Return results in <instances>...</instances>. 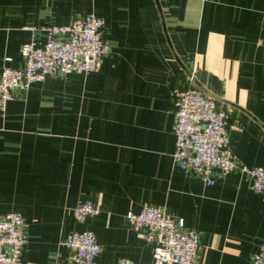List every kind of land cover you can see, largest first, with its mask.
I'll list each match as a JSON object with an SVG mask.
<instances>
[{"label":"crops","instance_id":"0c3cea01","mask_svg":"<svg viewBox=\"0 0 264 264\" xmlns=\"http://www.w3.org/2000/svg\"><path fill=\"white\" fill-rule=\"evenodd\" d=\"M87 13L106 20L99 69L16 88L0 114V214L24 215L22 258L77 264L64 240L91 229L97 264H155L154 244L126 216L154 204L199 233L195 264H254L264 241V194L250 173L264 166V0H0V71L24 65L22 44L44 40L41 27ZM189 85L230 111L237 167L214 169L213 183L173 156L171 89ZM82 201L100 212L77 220Z\"/></svg>","mask_w":264,"mask_h":264},{"label":"built area","instance_id":"2783aa9c","mask_svg":"<svg viewBox=\"0 0 264 264\" xmlns=\"http://www.w3.org/2000/svg\"><path fill=\"white\" fill-rule=\"evenodd\" d=\"M106 20L87 13L69 23H50L41 27L46 38H32L22 44L24 65H6L0 71V114L7 109L16 88L27 89L32 82L50 75L85 72L99 69L110 44L103 38ZM34 28V27H32ZM12 57H6L11 60ZM174 104L173 129L176 134L174 160L181 167H190L213 183V171L227 173L237 167L236 155L230 144V111L215 97L197 85L175 86L171 89ZM252 187L264 194V166L250 169ZM92 201L74 207L77 220L100 212ZM132 227L154 244L155 264H195L200 249L199 233L188 229L183 217L176 218L163 207L148 204L139 211L126 214ZM29 235L24 215L10 210L0 214V264H30L22 258ZM74 249L77 264H97L102 244L91 229H74L64 240ZM254 264H264V241L253 255ZM113 264H136L121 259Z\"/></svg>","mask_w":264,"mask_h":264}]
</instances>
